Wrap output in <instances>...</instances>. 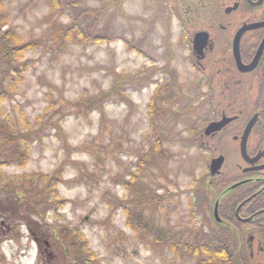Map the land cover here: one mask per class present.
<instances>
[{"label":"rangeland","instance_id":"obj_1","mask_svg":"<svg viewBox=\"0 0 264 264\" xmlns=\"http://www.w3.org/2000/svg\"><path fill=\"white\" fill-rule=\"evenodd\" d=\"M49 1L2 0L7 21L0 29L37 43L15 62L24 63L22 83L5 94L0 111L26 125L28 189L55 187L38 200V236L49 244L38 264H72L56 239L61 229H79L97 264H202L205 256L193 248L181 258L171 250L187 240L203 244L208 235L205 223L189 216L203 165L189 131L202 118L196 76L167 9L173 0H78L62 14ZM52 27L90 28L112 40L52 41ZM11 77L0 64V87ZM152 98L159 116L150 114ZM156 138L162 157L148 161ZM139 161L146 166L141 181L127 191ZM151 192L161 195L159 204ZM125 206L167 242L129 227ZM33 258L27 241L23 264Z\"/></svg>","mask_w":264,"mask_h":264},{"label":"flooded vegetation","instance_id":"obj_2","mask_svg":"<svg viewBox=\"0 0 264 264\" xmlns=\"http://www.w3.org/2000/svg\"><path fill=\"white\" fill-rule=\"evenodd\" d=\"M167 9L196 76L202 118L189 131L203 164L189 216L205 223L211 251H228L226 264H264V0H173ZM6 43L10 55L5 61L0 50V64L20 85L24 63L15 62L25 51ZM26 165V125L0 111V264H23L27 241L32 264L49 253Z\"/></svg>","mask_w":264,"mask_h":264},{"label":"trees","instance_id":"obj_3","mask_svg":"<svg viewBox=\"0 0 264 264\" xmlns=\"http://www.w3.org/2000/svg\"><path fill=\"white\" fill-rule=\"evenodd\" d=\"M50 10L52 12H58V14H62V12L65 9L71 8V9H75L78 8L79 5V1L78 0H50ZM7 18L6 15L3 12V6H2V0H0V29L1 27L4 26V24L6 23ZM93 26H91L92 28ZM52 41L53 40H58V41H62V40H66L67 42L71 43L74 42L76 39L75 38H79L81 41L83 42H93V43H97L99 41H103L106 42V40H112L110 37L105 36V38H102V35H97V33H92V29L90 28H74V27H67L65 29H54L52 27ZM99 34V33H98ZM8 40H13L16 42L17 46H18V50H17V55H19L22 52H24L26 50V48L29 47V49H32V47L37 46V43H23L20 40V37L13 33V32H6L5 34H0V50L3 51V55L2 57L5 59V57L7 58V56H9L10 54L8 52H5V48L7 47V43L3 44L4 41H8ZM127 44V43H126ZM39 45V43H38ZM27 46V47H26ZM21 56V54H20ZM4 62V60H2ZM6 61V59H5ZM6 72V71H5ZM19 81H22V76L19 79ZM18 81V82H19ZM8 86L9 88H12L14 86V84L11 82V80H8ZM3 88V87H1ZM10 92V91H8ZM157 94H159V91H156ZM5 94L7 96V91H5V89H0V103L4 100L5 98ZM153 103V98L151 100V104ZM150 104V114L153 116V114L157 116H159V114L157 113L158 111L156 110L154 103L151 106ZM28 127V125H27ZM155 145L153 147L150 148L149 151V155L146 156V158L148 159H154V156H157L158 158L161 159L162 157V152L158 146V144H161V140L160 138H156V141L154 142ZM157 143V145H156ZM146 168L145 164L143 161H139L138 164L135 167V170L132 172L131 174V179H129L127 181V191H129V185H131V183H139V181H141L140 176L142 175V171ZM46 176H41L40 177V181H42L43 179H45ZM138 186V185H137ZM54 185L51 184L50 186L47 185L45 186L42 190L38 191V197H40L38 200H44V191L47 189L49 190V193L52 194L54 193ZM164 188V187H163ZM150 195H153V197L151 198V200H153V205H157L160 203V198L161 195L159 196L158 193H154L151 192ZM155 198V199H154ZM164 198V197H163ZM150 201V200H149ZM132 207L130 206H125L124 207V211L126 214V221H127V225L129 227H132L136 230H139L140 228H142L144 231L148 230V233H146V236L148 235L150 240L152 238H154L156 243L162 242L165 239V236L167 235L164 232H161L160 229H158L157 227L153 228L150 224L146 225L143 223L142 220L139 219V213L136 215L132 214ZM61 238L64 245H62V247L65 248V253L63 256V258L67 257L70 258V260H72V264H97L96 261V256L94 255L93 251L88 247L87 245V241L84 237V235L79 231V229H73V230H68V229H61L60 230V235L56 237V239ZM147 239V238H146ZM165 243L167 241H164ZM185 245L183 246V249H179V247H177L176 245H171V250L174 251L176 253V255L178 257H182L181 254L183 253V256H185V251L184 249H188V248H193L195 249L193 251V253H199L202 256H205V259L203 260L202 264H226V260L228 258V251H211L212 248V240L208 239L205 242H203V244H196L195 246L192 247L190 246V242L189 240L184 241ZM180 251V252H178ZM190 252V251H187Z\"/></svg>","mask_w":264,"mask_h":264},{"label":"water","instance_id":"obj_4","mask_svg":"<svg viewBox=\"0 0 264 264\" xmlns=\"http://www.w3.org/2000/svg\"><path fill=\"white\" fill-rule=\"evenodd\" d=\"M198 39V36H196V38L194 39V46H195V44H196V40ZM198 41V40H197ZM211 128H212V125H210V126H208L207 128H206V132H208L209 130H211Z\"/></svg>","mask_w":264,"mask_h":264}]
</instances>
